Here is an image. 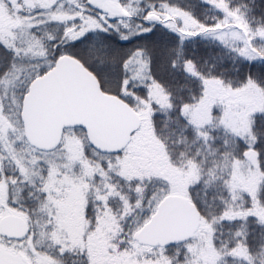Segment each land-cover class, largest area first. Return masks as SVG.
<instances>
[{
  "label": "snow or ice",
  "instance_id": "6c2138e0",
  "mask_svg": "<svg viewBox=\"0 0 264 264\" xmlns=\"http://www.w3.org/2000/svg\"><path fill=\"white\" fill-rule=\"evenodd\" d=\"M0 264H264V0H0Z\"/></svg>",
  "mask_w": 264,
  "mask_h": 264
}]
</instances>
